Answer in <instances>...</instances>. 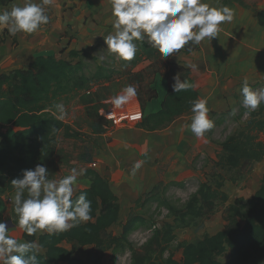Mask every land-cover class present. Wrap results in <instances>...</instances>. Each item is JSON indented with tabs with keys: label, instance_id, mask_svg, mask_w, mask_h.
<instances>
[{
	"label": "trees",
	"instance_id": "16d2710c",
	"mask_svg": "<svg viewBox=\"0 0 264 264\" xmlns=\"http://www.w3.org/2000/svg\"><path fill=\"white\" fill-rule=\"evenodd\" d=\"M6 2L8 0H0V3ZM259 19L264 24V12L260 13ZM137 47L136 56L131 61L116 57L114 62L119 61L117 67L114 62H102L94 70H87L84 58L88 52L71 50L68 59L40 55L27 69L0 75V123L16 128L10 137L0 140V196L15 191L11 181L22 178L25 169H34L54 155L61 132L69 139L84 136L64 119L57 118L60 114L56 105L61 97L125 76L137 90L144 114L141 127L161 130L191 111L192 102L199 99L191 68L172 62L170 56L164 59L147 42H137ZM195 49L196 44L189 42L175 53H190ZM144 60L150 63L143 70L135 71L136 65ZM158 73L172 77L173 81L179 74L182 80H188L195 87L175 92L171 85L161 108L146 115L147 103L158 95L152 86ZM246 114L249 118L246 124L219 142L221 149L215 161L219 171L212 175L211 181L201 182L184 202H175L153 191L146 198V203L157 202V208L167 209L172 222L163 227L158 226L153 216L146 218L131 214L122 226L121 235L114 236L109 229L119 220L118 197L106 177L93 169L86 170L85 177L91 185L79 190L72 199L75 201L81 194H86L91 201V218L54 235L46 231L38 236L37 233L32 236L24 233L28 241L38 240L39 246L45 249L44 254H37L39 264H88L75 255L82 247L93 245L94 253L100 259L105 250L120 244L130 250L131 264H264V175L261 187L253 196L240 198L226 206L224 218L229 225L225 229L205 235L198 242L179 241L175 247L181 250L180 259L176 258L172 248L177 229L196 225L227 204L226 180L233 183L246 180L252 164L264 160V142L258 139L259 132L264 131V105L254 111L243 108L241 117ZM138 227L152 230L142 251H138L129 238ZM223 256L227 259H221Z\"/></svg>",
	"mask_w": 264,
	"mask_h": 264
},
{
	"label": "rangeland",
	"instance_id": "374dc122",
	"mask_svg": "<svg viewBox=\"0 0 264 264\" xmlns=\"http://www.w3.org/2000/svg\"><path fill=\"white\" fill-rule=\"evenodd\" d=\"M88 54L84 58L87 70H94L96 65L102 62L113 63L117 57L109 53L105 40L99 41L93 49L88 51ZM118 62V59L116 63L114 62L116 67ZM148 64L149 61H143L135 67V70L139 71ZM155 79L153 86H157L163 93H167L174 83L173 80L166 78L157 79V75ZM128 85L132 84L124 76L114 82H105L88 90L61 97L58 104L64 106L63 119L75 123L84 136L81 139H67L60 134L54 155L42 162V165L46 166L50 172L49 178L61 179L69 175L72 168H100L97 157L102 152H110L114 163L109 161L104 175L111 189L116 193L121 209L119 221L111 227L112 234L121 233L124 222L131 214L143 215L146 218L153 216L159 227L172 222L167 209L157 208V202H145L149 194L153 191L175 202L187 200L198 189L201 182L211 181L212 175L219 171L215 164L218 151L221 149L219 142L230 133L239 130L249 120L248 114L241 117L245 107L242 104L243 97L238 92L235 102L230 103L228 108L207 106L209 118L214 121V126L202 138L195 137L190 130L189 125L193 115L191 111L182 115L167 128L145 129L141 127L142 113L138 95L121 108H115L112 103V98L121 94ZM250 87L253 90H264V82L258 85L251 84ZM263 105L264 103L256 110ZM11 131L9 127H5L2 130L4 137H7L6 135H9ZM121 136L123 137L120 138ZM258 139L264 142V131L259 132ZM120 155L123 157H117L118 161L115 156ZM138 161L143 162L142 166L133 174L134 165ZM263 175L264 160L252 164L246 180L239 183L226 180L224 190L229 194L227 204L220 206L210 216L202 218L196 225L175 231L177 239L172 248L176 258H181V250H176L175 247L179 241L198 242L205 235L225 229L229 225L224 218L226 206L240 198L253 196L261 187ZM76 183L78 187L84 185L81 176ZM12 196L9 194L5 197L9 205ZM11 208V217L18 223V217L14 211L15 205ZM1 217L7 225L10 223L13 225L7 211ZM18 229L19 231L12 233L11 236L21 241L23 232L20 227ZM151 234V229L138 227L129 238L134 247L142 251L143 244ZM93 250L95 249L87 246L77 254L88 264L132 263V254L125 245L120 244L105 250L100 259L96 257ZM39 251L42 250L39 248ZM221 259H227V256Z\"/></svg>",
	"mask_w": 264,
	"mask_h": 264
},
{
	"label": "clouds",
	"instance_id": "9594fccd",
	"mask_svg": "<svg viewBox=\"0 0 264 264\" xmlns=\"http://www.w3.org/2000/svg\"><path fill=\"white\" fill-rule=\"evenodd\" d=\"M53 0H24L22 6L0 12V30L7 28L10 35L24 32L32 34L50 22L49 9ZM112 9L113 32L104 37L109 53L123 61H131L138 51L137 42H147L166 59L189 42L199 45L205 39L219 36L220 26L231 23L234 10L228 6L216 7L205 0H109ZM195 69L194 64L189 65ZM172 90L187 91L195 84L174 78ZM240 94L243 107L256 110L264 103V90H253L245 78ZM137 95L136 87L126 86L121 94L112 98L115 108H121ZM58 119H63L64 106L57 104ZM192 119L189 125L197 138L213 128L207 101L192 102ZM138 118V117H134ZM138 161L133 174L142 166ZM84 169L72 168L69 175L51 179L48 168L37 164L25 169L22 178L11 181L15 189L14 211L18 226L29 236L38 231L49 235L62 233L91 218V201L81 194L73 201L74 184ZM6 221L0 220V264H39V245L33 241L19 242L8 233Z\"/></svg>",
	"mask_w": 264,
	"mask_h": 264
},
{
	"label": "crops",
	"instance_id": "0c3cea01",
	"mask_svg": "<svg viewBox=\"0 0 264 264\" xmlns=\"http://www.w3.org/2000/svg\"><path fill=\"white\" fill-rule=\"evenodd\" d=\"M34 2L39 3L40 0H34ZM205 2L210 3L212 6L221 7L226 5L233 9L235 13L233 21L220 26L219 36L212 40L205 39L199 45H196L197 49L190 53L184 51L175 53L170 56V60L187 66L196 65L197 67L195 69L191 68V70L199 92V99L206 100L207 106L210 108H228L230 103L235 102L237 93L240 92L245 78L248 79L250 85H258L264 82V24L259 19L260 13L264 12V0H205ZM23 3L24 0H8L6 3H0V12L11 10L14 5L22 6ZM49 11L50 22L42 25L38 31L32 34L20 32L13 36L8 33L7 28L0 30V75L10 73L16 69H27L35 58L40 55H54L68 59L71 50L88 52L99 41L104 40L105 36L113 32V17L109 0H53ZM66 54L67 56H65ZM164 78L172 80V77H166L162 73L157 74V79L162 80ZM153 88L157 90L158 95L147 103L146 115L158 111L166 95L157 86H153ZM139 106L141 110L140 101ZM141 113L143 117L142 110ZM66 122L80 131L75 123L69 120ZM5 127L12 129L11 133L6 136L10 137L16 131L15 127L0 123L1 139L4 137L2 130ZM60 134L63 135V132ZM111 157L110 152H102L97 157L100 168L88 167L84 170L93 169L105 177L104 170L109 166V161H114ZM115 157L118 160L117 157H123V155ZM85 171L81 175L84 185L78 187V184L75 183L74 189H76V192L73 195L81 189L90 187L91 181L85 177ZM9 194L13 195L10 198L12 199L10 205L8 199L5 198ZM14 195L15 191L0 196V219H2V214L7 211L10 220L13 221V225L12 223L8 225L10 236L12 233L19 231L18 223L14 222L15 219L11 217ZM120 216L121 209L119 219ZM22 232L23 239L19 242H27L28 240L24 237L25 232L23 230ZM42 232L38 231L37 236ZM109 232L112 233L111 228ZM121 233L113 235L120 236ZM35 243L39 245L38 240ZM63 245L70 247L66 243ZM88 246L94 249L93 245ZM39 248L42 250L39 253L44 254L45 249L40 246ZM80 250L75 254L78 257H81L77 254ZM57 264L67 263L59 262Z\"/></svg>",
	"mask_w": 264,
	"mask_h": 264
}]
</instances>
